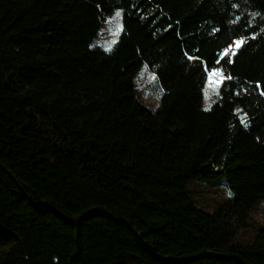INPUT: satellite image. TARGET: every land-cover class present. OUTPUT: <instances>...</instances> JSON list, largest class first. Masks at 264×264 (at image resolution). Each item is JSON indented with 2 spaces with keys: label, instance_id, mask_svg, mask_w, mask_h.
Here are the masks:
<instances>
[{
  "label": "trees",
  "instance_id": "1",
  "mask_svg": "<svg viewBox=\"0 0 264 264\" xmlns=\"http://www.w3.org/2000/svg\"><path fill=\"white\" fill-rule=\"evenodd\" d=\"M115 11L113 51L91 49ZM194 182L227 199L207 212ZM262 200L264 0H0V264H264V222L233 243Z\"/></svg>",
  "mask_w": 264,
  "mask_h": 264
},
{
  "label": "rangeland",
  "instance_id": "2",
  "mask_svg": "<svg viewBox=\"0 0 264 264\" xmlns=\"http://www.w3.org/2000/svg\"><path fill=\"white\" fill-rule=\"evenodd\" d=\"M115 11L113 14L105 16L101 19V25L98 33L92 41L91 49L103 50L106 53H111L118 43L122 32V18L117 19ZM117 24L121 26V30L117 33ZM115 41V43H113ZM135 84L137 98L151 112L156 113L160 108L163 90L156 78L155 69H150L146 64H142L132 76ZM222 82V81H221ZM220 82V84H221ZM219 84V85H220ZM219 88V86H218ZM208 90L209 96L205 97V90ZM218 97V89L213 85L209 88V79L207 74V82L202 92V106L204 109H211ZM237 115L244 119V112L237 107ZM243 121V120H242ZM189 197L203 207L207 212L211 213L213 207L220 203L221 200L227 199V194L223 185H213L210 183H193L189 188ZM264 222V200L260 201L256 208L250 213L247 228L240 229L236 239L233 241L235 245H247L249 240L253 238L258 230H260Z\"/></svg>",
  "mask_w": 264,
  "mask_h": 264
},
{
  "label": "snow or ice",
  "instance_id": "3",
  "mask_svg": "<svg viewBox=\"0 0 264 264\" xmlns=\"http://www.w3.org/2000/svg\"><path fill=\"white\" fill-rule=\"evenodd\" d=\"M120 17V13H116V18L118 19ZM121 30V26L117 24L116 32L118 33ZM115 43V41H113ZM245 43L244 40H236L234 47H226L224 52L221 55V59H223L226 56H234L236 53V50ZM219 63V61H218ZM224 74L219 70H213L212 72H209L208 79H209V88H212L213 85L216 86V89H218V86L220 82L224 79ZM227 79H231V77H227ZM209 92L206 89L205 90V97L208 98ZM205 110H208L207 108Z\"/></svg>",
  "mask_w": 264,
  "mask_h": 264
},
{
  "label": "bare ground",
  "instance_id": "4",
  "mask_svg": "<svg viewBox=\"0 0 264 264\" xmlns=\"http://www.w3.org/2000/svg\"><path fill=\"white\" fill-rule=\"evenodd\" d=\"M209 72H212V71H208L207 74H209Z\"/></svg>",
  "mask_w": 264,
  "mask_h": 264
}]
</instances>
